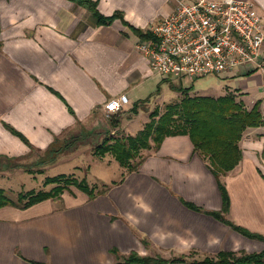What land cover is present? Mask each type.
I'll list each match as a JSON object with an SVG mask.
<instances>
[{"label": "crops", "instance_id": "crops-1", "mask_svg": "<svg viewBox=\"0 0 264 264\" xmlns=\"http://www.w3.org/2000/svg\"><path fill=\"white\" fill-rule=\"evenodd\" d=\"M95 1L100 14L118 12L122 19L98 24L71 0H0V173L11 162L40 160L82 130L94 132L87 127L91 117L122 93L128 103L118 112L125 116L112 124L126 136L148 121L146 116L139 127L133 122L162 99L163 85L172 97L189 88V95H232L246 109L260 100L264 110V43L260 66L169 77L149 68L136 48L141 38L123 21L147 31L180 0ZM251 1L264 18V0ZM150 80L156 88L147 94ZM150 143L132 160L135 169L119 165L116 178H98L106 187L92 198L70 186L27 208L0 207V264H114L132 252L204 257L264 247L208 213L222 210L221 185L229 199L222 216L264 236V126L242 132L240 160L218 178L188 135L164 137L157 147Z\"/></svg>", "mask_w": 264, "mask_h": 264}, {"label": "trees", "instance_id": "trees-1", "mask_svg": "<svg viewBox=\"0 0 264 264\" xmlns=\"http://www.w3.org/2000/svg\"><path fill=\"white\" fill-rule=\"evenodd\" d=\"M71 1L88 9L98 24H109L118 17L122 19L121 14L118 12L110 16L100 14L95 0ZM123 22L141 39L151 37L148 30L143 32L130 26L127 22ZM179 90L183 93V97L178 104L168 105L161 114H158L155 109L152 110L148 115V121L134 135L104 138L95 146L94 152L98 155L111 153L114 160L121 167L131 170L137 166V163H131V161L137 156L140 149L151 147L150 141L157 147L164 137L185 134L190 138L194 150L208 158L209 167L216 178L220 173L232 169L241 158L238 141L242 132L248 127L264 126V110L260 109V100H257L250 109H246L241 102L235 101L234 97L229 94L210 97L189 95V88H180ZM137 107L139 106H133L132 113L137 112ZM15 133L21 136L18 132ZM84 135L85 131L82 130L78 136L70 137V141L84 138ZM22 139H24L23 136ZM64 145L66 147L68 142L65 141ZM55 146L58 147V145H52L48 151ZM50 183L54 186L49 190L20 192L17 194L16 200L9 198L4 189L0 188V207L11 205L18 208H27L45 199L60 197L61 193L68 190L70 186L85 192L90 198L105 190V187L101 190H94L83 179L78 180L65 174L47 177L44 180L45 185ZM220 188L222 191L221 211L226 212L229 199L223 186L220 185ZM186 205L194 210H200L196 205L188 203ZM221 211L208 213L242 235L264 242L263 235L250 232L230 222L222 216ZM174 261L162 257L140 256L132 252L126 257H118L114 264H169ZM188 264H264V247L259 251L240 253L221 250L216 254L215 259L206 258Z\"/></svg>", "mask_w": 264, "mask_h": 264}, {"label": "built area", "instance_id": "built-area-1", "mask_svg": "<svg viewBox=\"0 0 264 264\" xmlns=\"http://www.w3.org/2000/svg\"><path fill=\"white\" fill-rule=\"evenodd\" d=\"M148 30L151 37L140 39L136 48L152 71L165 76L196 78L261 65L264 18L251 0H180ZM127 103L122 93L103 109L110 115Z\"/></svg>", "mask_w": 264, "mask_h": 264}, {"label": "rangeland", "instance_id": "rangeland-1", "mask_svg": "<svg viewBox=\"0 0 264 264\" xmlns=\"http://www.w3.org/2000/svg\"><path fill=\"white\" fill-rule=\"evenodd\" d=\"M146 87L148 88L147 94L153 92L156 88L154 80H150L146 84ZM161 93L162 99L153 100L144 108L146 114L144 111L139 112L136 119L133 121L135 125H140L142 121L145 120L146 116L148 120V114L152 110L155 109L158 114H161L168 105L178 104L183 97V93L172 97L174 92L164 85ZM124 116L125 115L120 112L110 115H107L103 111L95 113L87 124V127L94 130V132L90 130L88 134H86L85 131L84 138L70 141L71 138L69 137L70 139L67 138L62 140L63 142L59 144L58 147L55 146L49 151L47 150L49 153H45L40 160L23 162L21 164H17L16 162L9 163V168H11L6 172L0 173V188L4 189L5 194L9 198L16 200V196L20 192H27L29 190H49L54 184L50 183L45 185L44 180L47 177L65 174L78 180L83 179L90 187H93L94 190L103 189L106 187V184L99 183L97 179L106 180L108 178H116L119 175L120 167L113 159L111 153H105L104 155L96 154L94 152L95 146L104 138L126 136L127 132H125L122 127H115L112 124L115 121H122L121 119H123ZM65 141L68 142L66 147H64ZM141 150L143 149L139 150L137 156ZM156 257L161 256L157 255ZM215 257L216 255L202 257L177 254L164 259L175 260L173 263L169 264H188L202 261L206 258L215 259Z\"/></svg>", "mask_w": 264, "mask_h": 264}]
</instances>
